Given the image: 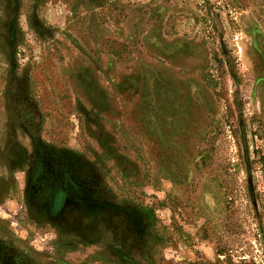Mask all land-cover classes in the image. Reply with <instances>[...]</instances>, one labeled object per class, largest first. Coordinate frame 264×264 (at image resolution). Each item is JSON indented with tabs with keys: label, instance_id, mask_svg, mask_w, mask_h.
Instances as JSON below:
<instances>
[{
	"label": "rangeland",
	"instance_id": "374dc122",
	"mask_svg": "<svg viewBox=\"0 0 264 264\" xmlns=\"http://www.w3.org/2000/svg\"><path fill=\"white\" fill-rule=\"evenodd\" d=\"M0 264H264V0H0Z\"/></svg>",
	"mask_w": 264,
	"mask_h": 264
},
{
	"label": "trees",
	"instance_id": "16d2710c",
	"mask_svg": "<svg viewBox=\"0 0 264 264\" xmlns=\"http://www.w3.org/2000/svg\"><path fill=\"white\" fill-rule=\"evenodd\" d=\"M74 175L76 176V174L74 173ZM94 203H96L98 206H96L95 208H100V206H103V210L105 211V213H107V215H109L108 213H110V205H107L105 203H99L98 200L94 201ZM136 228V227H135ZM133 228V230L135 229Z\"/></svg>",
	"mask_w": 264,
	"mask_h": 264
}]
</instances>
